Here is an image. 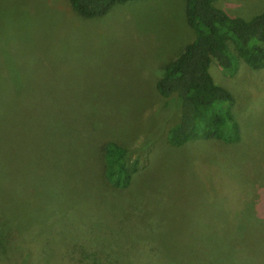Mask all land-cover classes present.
I'll return each instance as SVG.
<instances>
[{"label":"rangeland","instance_id":"1","mask_svg":"<svg viewBox=\"0 0 264 264\" xmlns=\"http://www.w3.org/2000/svg\"><path fill=\"white\" fill-rule=\"evenodd\" d=\"M186 5L131 0L83 17L69 0H0V264H167L214 227L260 239L264 67L210 66L234 95L239 140L165 139L181 111L157 82L195 38ZM217 5L244 19L264 11V0ZM107 141L139 160L122 192L104 181ZM85 246L96 249L86 261Z\"/></svg>","mask_w":264,"mask_h":264},{"label":"trees","instance_id":"2","mask_svg":"<svg viewBox=\"0 0 264 264\" xmlns=\"http://www.w3.org/2000/svg\"><path fill=\"white\" fill-rule=\"evenodd\" d=\"M69 1L79 15L100 17L115 5L131 0ZM186 17L195 31V38L167 64L165 74L157 82L159 93L168 101L174 100L181 111L179 118L167 127L165 139L173 146L202 138L233 143L241 138L233 110L234 95L215 81L210 66L216 61L229 75L237 71L236 59L254 69L264 67V11L244 19L228 14L217 5V0H187ZM102 147L104 181L115 191H125L133 183L139 160L130 161L128 148L117 142L107 141ZM38 185L41 184L30 185L31 190L38 191ZM242 229L227 239L217 237L215 227L213 232L209 228L197 229L195 237L201 247L193 250L188 244H178L177 257L164 262L189 264L185 257L192 264H264V225L258 229L259 240H251V227ZM93 248L84 247L81 253L84 261L89 258L87 254L96 255ZM165 251L169 257V249Z\"/></svg>","mask_w":264,"mask_h":264}]
</instances>
